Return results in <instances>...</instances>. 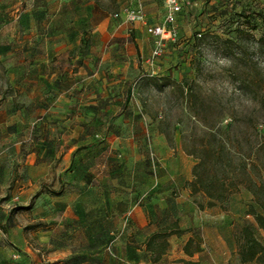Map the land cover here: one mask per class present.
Returning a JSON list of instances; mask_svg holds the SVG:
<instances>
[{
    "label": "crops",
    "instance_id": "1",
    "mask_svg": "<svg viewBox=\"0 0 264 264\" xmlns=\"http://www.w3.org/2000/svg\"><path fill=\"white\" fill-rule=\"evenodd\" d=\"M39 1L0 0V61L13 90L0 95L1 145L11 141L18 156L20 128L37 126L21 161L0 168L28 171L27 187L17 189L19 207L37 215L33 232L61 242L39 249L19 243L21 254L11 264H242L236 234L257 227L247 214L253 196L241 189L224 209H200L207 199L189 187L196 160L178 143L169 146L138 103L137 111L115 115L106 81L110 75L128 78L136 55L149 58L143 34L110 22L88 0H57L55 16L42 12ZM72 5L89 12L75 25L79 34L53 18ZM6 15L14 17L13 25L4 23ZM53 172L64 174V193L33 199L36 182ZM173 224L181 233L169 237L168 250L153 263L148 238Z\"/></svg>",
    "mask_w": 264,
    "mask_h": 264
},
{
    "label": "rangeland",
    "instance_id": "2",
    "mask_svg": "<svg viewBox=\"0 0 264 264\" xmlns=\"http://www.w3.org/2000/svg\"><path fill=\"white\" fill-rule=\"evenodd\" d=\"M88 1L103 10L112 23H118L113 14L120 8L133 3L132 0H123L118 5L115 0ZM164 1H147L149 11L145 12V15L150 22L163 23L166 20L168 12ZM187 1L183 12L176 16L178 23L173 27L176 37L165 43L161 55L152 63L151 57L156 40L143 30H137L144 36L149 58L142 60L139 55H136L134 69L126 79L120 80L119 77L113 75L108 77L106 83L110 98L114 99L116 105L115 115L121 113L122 110L137 111L136 104L138 103L144 116L153 120L158 130L166 134L163 133L169 146L174 147L176 143L181 145L182 138L201 137L205 133L203 128L205 122L211 125L218 121L229 108H234L238 121L236 120L237 128L232 132V138L234 135L241 137L246 134L253 144L256 141V130L264 134V127L254 119L241 120L238 113L240 108L253 105L247 98L240 96L238 88L242 86V83L235 78H237L236 72L242 73L244 70H251L252 73H258L264 77V48H259L256 42L264 35V17L259 15L264 16V0ZM56 7L57 0L39 1L40 10L43 12L48 9L52 16L56 15L54 13ZM61 11L58 16L53 17L54 20L69 23L70 31L81 33L75 25H80L83 20H86L89 12H79L74 5L71 6V10L64 7ZM5 18V24L13 25V16L6 15ZM72 23L74 25H71ZM243 31L251 34L254 40L243 36ZM199 34H205V38L197 43L196 38L200 36ZM81 38L86 49L90 39L89 32H85ZM226 39H232L233 44H226L224 42ZM233 73L235 77L232 76ZM9 78L8 69L0 61V95L13 93L10 89ZM147 78H168L169 81H163L159 87H156L152 82H147ZM183 80H188L197 98L189 102L188 106H184L175 86ZM103 84L101 80L100 86ZM101 96H105V93H101ZM229 121V119L223 121L222 126ZM29 127L25 125L20 128L21 145L18 156L15 154V145L13 146L11 141L3 146L0 141V156L5 152L9 155V159L3 162L0 160V164L16 165L31 149L37 126L34 125L30 129ZM1 132L0 128V138ZM243 146L247 150V144L244 143ZM5 148L8 149L5 150ZM55 161H58V167L60 161L58 157ZM248 163L251 164L252 161ZM29 177L26 169L0 168V264H11L17 259L15 257L21 254L17 248L19 243L32 245L39 249L48 245H58L61 242L60 237H53L51 238L53 242H49L48 237L38 235V230L33 232L31 229L39 224L38 221H33L37 215L34 217L30 211L19 207L17 197L22 195V191L17 189L19 186L27 187ZM240 179L243 181L242 189L252 195L254 186L259 187L264 184V172L255 173L254 185L243 177ZM65 185L64 174L53 172L51 176L40 178L36 182V187L30 192L31 197L35 196L36 199L44 195L51 197L62 194ZM252 201L255 209L260 212L257 197ZM42 207L43 205L38 206L36 211L38 212ZM55 208H58L57 204L53 205V209ZM252 229L255 237L264 244V236L259 234L258 228Z\"/></svg>",
    "mask_w": 264,
    "mask_h": 264
},
{
    "label": "trees",
    "instance_id": "3",
    "mask_svg": "<svg viewBox=\"0 0 264 264\" xmlns=\"http://www.w3.org/2000/svg\"><path fill=\"white\" fill-rule=\"evenodd\" d=\"M116 4L117 0H115ZM264 17L262 14H259ZM243 36L254 40V37L243 31ZM196 42L199 43L205 38V34H199ZM226 44H233L232 39H226ZM259 48H264V35L257 41ZM249 68V67H248ZM235 77V74H232ZM236 80H240L242 86L238 88L241 97H245L253 105L244 106L239 110L241 120L246 118L257 120L264 127V77L258 73L244 70L242 73L236 72ZM147 82H152L159 87L163 81L168 82V78H147ZM179 91L184 106L197 99L189 86L188 80H183L175 84ZM238 117L234 108H229L218 121L211 125L203 124L205 133L199 136H189L181 139L183 151L196 160L192 169L193 179L189 182L192 195L203 194L207 199L206 205L198 203L200 209L216 208L224 209L229 197L242 189L245 178L251 185L255 184V173L264 172V134L256 130V141L251 144L250 138L243 134L241 137L232 132L237 128ZM230 120L222 126L223 121ZM237 120V121H236ZM164 133V132H162ZM165 134V133H164ZM166 135V134H165ZM233 139V140H232ZM236 144H233V143ZM247 144V150L244 149ZM263 155V159H262ZM252 161L251 164L248 162ZM259 177V176H258ZM260 179V177L258 178ZM253 198L257 197L261 211H257L253 204L248 207L247 214L251 215L257 228L264 232V184L259 187L254 186ZM250 226H245L237 231L236 240L238 244V254L242 264L256 262L264 264V245L259 241ZM181 232L177 224L161 228L152 234L147 242L146 249L151 253L153 263L159 261L169 248V237L179 235ZM191 238L185 245V251L193 244Z\"/></svg>",
    "mask_w": 264,
    "mask_h": 264
},
{
    "label": "built area",
    "instance_id": "4",
    "mask_svg": "<svg viewBox=\"0 0 264 264\" xmlns=\"http://www.w3.org/2000/svg\"><path fill=\"white\" fill-rule=\"evenodd\" d=\"M123 0H118L121 4ZM129 6L120 8L113 17L129 30H143L148 36L154 38L155 49L152 53L151 63L155 58L161 55L165 43L176 37L174 25L178 23L176 16L183 12L187 0H165V6L168 12L167 18L163 23L149 24L145 15L143 3L144 0H132ZM150 76V74H148ZM155 75V74H152ZM133 97V94H132ZM63 184V182H62Z\"/></svg>",
    "mask_w": 264,
    "mask_h": 264
}]
</instances>
